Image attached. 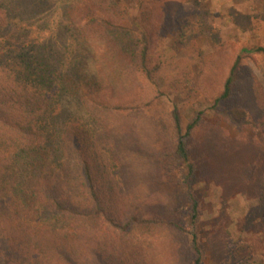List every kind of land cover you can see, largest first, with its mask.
<instances>
[{"label":"rangeland","instance_id":"1","mask_svg":"<svg viewBox=\"0 0 264 264\" xmlns=\"http://www.w3.org/2000/svg\"><path fill=\"white\" fill-rule=\"evenodd\" d=\"M76 1L19 3L24 14L48 19L51 30L67 37L78 70L100 85L98 98H134L135 111L126 114L97 110L88 101L62 102L67 118L89 137L107 211L125 218L144 208L155 221L115 239L117 248L133 247L140 264L190 260L191 227L179 232L159 223L187 222L191 200L181 168L173 157L153 158L158 142L173 148L170 114L177 109L183 127L203 113L188 139L201 264H264V51H250L264 50V0H189L144 18L132 0L123 1L131 39L143 31L148 36L146 71L130 60L124 43L113 45L89 27L86 41L66 31V14ZM236 57L232 93L214 104Z\"/></svg>","mask_w":264,"mask_h":264},{"label":"trees","instance_id":"2","mask_svg":"<svg viewBox=\"0 0 264 264\" xmlns=\"http://www.w3.org/2000/svg\"><path fill=\"white\" fill-rule=\"evenodd\" d=\"M123 1L78 0L67 11L64 27L85 41V33L92 29L93 35H103L113 45L124 43L130 60H138L136 67L146 71L148 36L143 31L136 42L131 39ZM132 1L144 18L177 9L189 0ZM21 7L19 0H0V264H140L133 247L117 248L114 241L155 221L144 208L143 214L125 218L107 211L93 171L89 137L83 126L67 118L62 104L76 99L97 110L126 114L135 111L134 98L123 94L116 100L114 93L98 98L100 85L78 70L76 50L65 44L67 37L51 30L48 19L24 14ZM238 63L236 57L214 104L230 97ZM202 115L183 127L173 109V148L160 141L153 156L173 157L181 168L179 177L191 200L187 222L165 218L159 223L179 232L191 227L186 231L191 238L188 264H201L198 236L192 228L199 205L189 191L195 163L188 139Z\"/></svg>","mask_w":264,"mask_h":264}]
</instances>
